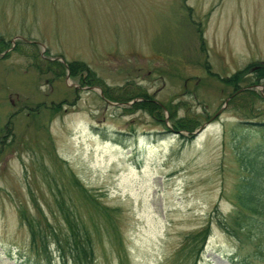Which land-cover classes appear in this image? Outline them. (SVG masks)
<instances>
[{
	"label": "rangeland",
	"instance_id": "1",
	"mask_svg": "<svg viewBox=\"0 0 264 264\" xmlns=\"http://www.w3.org/2000/svg\"><path fill=\"white\" fill-rule=\"evenodd\" d=\"M73 60L114 97L145 92L165 123L131 107L141 98L81 85ZM259 61L264 0H0V264H64L46 227L67 232L57 187L93 264H264L255 241L218 225L245 174L237 153L264 141V81L254 67L237 89L227 81ZM244 89L256 95L235 97ZM173 117L196 124L174 131ZM19 211L45 228L47 254Z\"/></svg>",
	"mask_w": 264,
	"mask_h": 264
},
{
	"label": "trees",
	"instance_id": "2",
	"mask_svg": "<svg viewBox=\"0 0 264 264\" xmlns=\"http://www.w3.org/2000/svg\"><path fill=\"white\" fill-rule=\"evenodd\" d=\"M3 47H5L3 45ZM56 62H47L46 67L55 64ZM56 75L61 76L65 73L64 65L61 63L56 64ZM39 67V66H38ZM253 68L254 82L260 84L264 81V61L249 64L241 72L238 70L227 82H230L236 89L240 81L241 73ZM40 68V67H39ZM69 75L71 77H79V83L81 85H100L103 88V93L109 99L128 102L134 98H141L139 101L133 102L131 107L142 109L150 113L157 121L164 124L163 120V107L158 104L154 99H151L145 92H134L126 96L130 91H127L124 95L114 97L111 95L110 88H106L103 80L96 77L95 73L88 68L84 63L73 60L68 62ZM46 69V68H45ZM85 74L83 77L82 75ZM83 77V78H82ZM234 88V89H235ZM125 92V91H124ZM253 96L256 95L252 89H244L235 97L238 96ZM121 96V97H120ZM234 99V98H233ZM160 116V117H159ZM172 118V116H171ZM174 131L193 130L195 126V120L189 118H174L171 122ZM238 163L240 168L245 174L240 177L233 196L234 209L232 212L225 216L218 218V225L224 229L230 235L237 237L242 243L243 240H253L256 242L255 253H264V141L258 142L247 150H241L237 153ZM73 184L79 186L81 191L89 196V191L84 187L82 188L79 181L72 177ZM55 204L57 210L61 213L62 219L66 225L67 232L63 238L58 237L54 232L52 226L46 223V227L51 229L56 243L59 258L64 264H93L94 261V246L91 240L90 233L84 223L80 220L79 216L74 211L73 207L68 203V200L64 197V191L57 187L54 189ZM91 198V197H90ZM95 200L96 198H92ZM20 221L26 223L28 230L31 234L32 245L34 247L42 245V252L47 254L49 246L47 241L48 233L44 231L41 225L37 227L32 224V220L28 218L26 214L19 211ZM210 225H205L199 232L192 236L193 241H200L201 245L207 239L210 234ZM197 238V239H195ZM39 240L40 243L37 241ZM37 243V244H36ZM189 250V248H188ZM237 260V259H236ZM239 261V260H238ZM242 264H250L249 260L243 259L239 261Z\"/></svg>",
	"mask_w": 264,
	"mask_h": 264
},
{
	"label": "water",
	"instance_id": "3",
	"mask_svg": "<svg viewBox=\"0 0 264 264\" xmlns=\"http://www.w3.org/2000/svg\"><path fill=\"white\" fill-rule=\"evenodd\" d=\"M202 129H203V125L200 126V127H199L196 131H194L193 133H194V134H197V133H199Z\"/></svg>",
	"mask_w": 264,
	"mask_h": 264
}]
</instances>
